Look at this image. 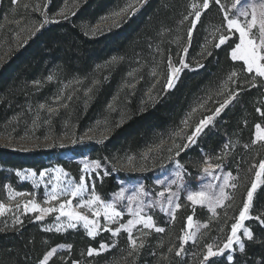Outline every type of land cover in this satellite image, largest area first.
Returning a JSON list of instances; mask_svg holds the SVG:
<instances>
[{
    "label": "trees",
    "instance_id": "obj_1",
    "mask_svg": "<svg viewBox=\"0 0 264 264\" xmlns=\"http://www.w3.org/2000/svg\"><path fill=\"white\" fill-rule=\"evenodd\" d=\"M45 0H41L44 2ZM64 0H49L47 13L59 8ZM125 0H79L70 18L56 24H50L39 30L23 46L18 49L0 50V128L23 109L34 106L39 101H46L50 86L39 90L33 86L44 79L49 72L55 71L60 78L77 76L92 79L96 68L105 60L120 58L121 60L108 71L107 78L98 85L89 86L86 96L77 94L72 98L61 113L71 112L83 119L89 117H103L107 104L116 97L117 84L124 71L133 67L140 59L149 64L151 56L156 50L162 61L166 62L173 56L176 47L160 45L161 39L171 36L174 30L181 31L182 40L187 36L189 22L183 21L188 12L189 0H145L144 4L134 13L127 15L115 27L97 35H87L80 27V23H96L101 17L109 15L122 7ZM21 4L22 0H18ZM14 6L12 0L0 1V47L12 45V39L6 31L4 15ZM216 10L218 18L222 19L219 5L212 2L209 8ZM189 14V13H187ZM183 21V22H182ZM203 21L195 28L192 36V50L200 43L198 33ZM9 37V38H8ZM237 39V38H236ZM236 39L227 40L220 47L211 50L210 55L196 57L202 60V67L185 69L178 82L170 91L159 95L157 101L144 105L133 97L123 104V115L112 124V132L98 151L106 149L128 152L144 149L149 145L159 143L162 139L171 137L173 131L180 128L185 113L192 111L195 121L215 111L227 97L237 93L235 101L226 106L215 123V128L209 127L197 144L188 149L182 157L199 156L201 152L217 155L225 145L236 142L237 149L234 156L226 164L234 176L237 186L232 190L231 199L227 204L229 220L225 223L224 236L230 224L235 220L243 205L247 189L253 180L256 165L263 154L247 152L245 145L252 139L253 123L259 120L252 105L251 94L254 88L245 81L244 84H228V91L223 92L222 82L233 71L240 69L242 63L232 60L230 49ZM156 48L152 50V47ZM1 49V48H0ZM169 56V57H168ZM259 84H261V81ZM46 87V86H44ZM260 87V86H259ZM259 89L262 90L260 87ZM260 94V93H259ZM79 96V97H78ZM82 97V98H81ZM201 105H203L201 107ZM193 109H196L193 112ZM76 113V114H75ZM83 120V121H84ZM79 123V122H78ZM88 120L80 124L81 129L89 126ZM96 145L85 144L69 149L74 157L89 155L97 158ZM60 151L36 149L33 151L13 150L0 145V183L8 181L18 189L28 186L26 183L17 184L14 170L33 168L36 171L61 165L71 170L67 162L57 154ZM99 155V154H98ZM240 156V157H239ZM251 169V170H250ZM3 177V178H2ZM122 178V176H120ZM99 190L103 197L117 188L116 177L112 174L104 177ZM192 212L178 210L175 219L169 224L162 215L157 225L165 227L164 231L155 233L160 236L161 256L154 255L150 248L141 251L138 259L131 260V264H201L204 258V240L188 244L179 256L176 249H169L170 241L179 235L184 226L185 219ZM223 217V216H221ZM260 217V219H257ZM264 185L255 193L251 218L246 225L252 233V239H244V250H237L229 261L227 256L210 258V264H264ZM179 227H178V226ZM173 232L175 238H167L166 233ZM122 236L123 244L127 243ZM110 234L103 232L96 237H89L82 229H70L65 232H56L44 228V223L35 220L33 216L26 215L19 225L0 227V264H40L45 253L57 246L63 248L53 255L47 264H115L119 257H113L114 249L89 256L88 248L99 250L100 244L108 243ZM121 245V244H120ZM175 245H178L176 241ZM174 245V246H175ZM70 246V247H69ZM201 250V252H200ZM113 251V252H111ZM126 264H130L126 262Z\"/></svg>",
    "mask_w": 264,
    "mask_h": 264
},
{
    "label": "rangeland",
    "instance_id": "obj_2",
    "mask_svg": "<svg viewBox=\"0 0 264 264\" xmlns=\"http://www.w3.org/2000/svg\"><path fill=\"white\" fill-rule=\"evenodd\" d=\"M78 1L79 0H64L57 10L52 13H47L49 0H45L44 2H41V0H22L21 4H17L18 2L14 4L12 0L14 6L8 13L3 14V24L5 26H9V30L7 29L6 34L10 36V39H12V45H5L4 48L3 42L0 50L18 49L42 28L70 18L74 11V7L77 6ZM144 1L145 0H125L122 7H120V9L117 11L101 17L96 23L82 22L80 23V27L84 33L90 36L107 31L118 25L127 15L134 13L131 12L130 9L128 11L121 12L122 9H126L129 5H131L135 7L137 11L144 4ZM212 2L215 3V0H209V7L211 6ZM220 2L221 5H223L224 8L229 11L230 18L236 14V10L231 8L234 0H220ZM254 2H257V0H241V3L238 5V7ZM193 3L202 5L203 0H189L187 13L193 11L191 8ZM61 13L64 15H61ZM115 13H120V15H114ZM187 13L183 16V21L189 22V18L191 19L188 25L189 29L192 27L191 21L195 19V16L194 14L189 15ZM221 14L222 19L224 20L223 12H221ZM64 16H67V18H64ZM186 16H188L187 20L184 19ZM250 18L251 17L249 16L247 19ZM45 19L49 21L47 24H43ZM238 19L243 22L245 17L239 16ZM201 20L203 23L198 30L200 43L197 47H195L193 53H190V50L193 49L191 43L196 27L193 29L191 37H189L187 31V36L184 40H182L183 33H181L179 30H174L172 35L165 39H159L161 41L160 45L169 44L173 47H176L174 55L171 56L173 66L180 67L182 70L174 79V86L178 82L183 70L198 68L197 65H200L202 60L197 59L196 57L209 55L211 50L216 48L215 44L219 43V36L221 34L228 36V40H234L237 38L233 48L237 43H239V33L236 32L235 29L228 30L226 21L224 20V22H222L218 18L216 10L213 7L202 12L201 18L197 22V25ZM41 24H43V27H41ZM255 31L256 30H254V32ZM155 48L156 46L152 47L151 49L154 50ZM185 48H188L187 53L184 52ZM232 49L229 51V56L231 59ZM156 54H159L157 50L152 54L149 64L145 65L142 59H139L133 67H128L125 69L117 84V95L107 104L106 110L104 111L106 114L102 118L96 116L89 117L88 119L84 120L82 116L77 117L76 115H72L73 113L71 112L61 113V110L65 108L66 104L72 98L77 96L78 93H80L82 96L88 95L90 87L83 86L84 83L90 82L88 85L91 87L98 85L101 80H105L107 78L108 71L111 70L117 61L121 60L120 58H116L115 61L113 58H111L99 64L95 73L91 76L92 79L81 78L77 76L60 78L57 76L55 71H52L49 72V74H47L43 80L33 83V86H39V90H43L44 88H47V86H50V91L46 97L47 100L43 102L39 101L34 106L28 105L27 108L23 109V112L15 115V117H13L11 120H8V122H5L1 126L2 128H0V145L13 150L21 151H33L36 149L60 151L57 154L61 159L67 162V165L69 168H71V170H68L57 164L39 171H36L33 168L14 170L13 173L16 177L17 184L26 183L28 186H25L20 190L18 189V186H14L10 182L2 180L0 183V203L5 205V209L3 213L0 214V227H12L19 225L26 215L33 216L35 220H37V216H43V219L37 221L43 222L44 228L46 229L56 231V227L59 224L63 225L62 230L59 232L80 228L87 234V230L83 227L82 222L78 223L75 228H68L66 226L67 217L60 216L59 211L45 214L39 209L35 211H26L25 209V205H27L29 209L32 207V204L29 203V201L38 204L40 209L59 207L58 201L49 200L47 193H50L52 191V186L56 184V176L58 174L57 169H63V172L67 173V176H61V179L64 182L71 180L75 183H78L79 177L81 175L85 176L86 189L82 193L83 199L87 200L90 197L92 186L94 185L96 193L99 194L103 200L115 203L117 210L122 212V216L119 218V222L108 225V227L113 229L119 227L120 223L126 224L129 219H133L131 214L128 212V205L130 201L127 199V197L132 195L137 189L141 187L143 188L145 194L143 195L142 200L144 204V211L142 214L151 215L153 217L154 227L150 229L144 228L143 224H138L133 227V237L136 239L138 245H140L142 242V247H138L137 250L133 251L129 244L128 233L124 230H121V232L116 236H113L111 232L104 230L103 227L97 230L96 236L103 232H108L110 234V239L108 241L109 244L105 243L108 245V247L104 251L111 248L114 249L113 251H115V256L113 257H119L118 260L120 261L119 263L115 264H126V262L131 264L129 261L135 259L137 260L141 251L145 248H150V252L152 254H159L161 256V250H159L161 248V243L158 239L162 235V232H157L155 229H165V227L157 225L156 221H158L159 216L162 215L166 221L169 220V224L173 222L175 219V214L173 218L171 209L175 207L176 203L180 204V207L176 209V211L190 210L192 213L186 217L184 226L176 238L173 232L166 233V235L168 234L167 238H170V240L175 238L174 241H170V244L173 242L174 244L169 245L168 251L174 248L176 251H180L181 254L184 252L183 249L186 245L195 243L200 239L204 240L203 254L205 252L206 244H212L214 250L217 247L223 246V244L227 241V236L231 232V224L235 222L234 220L230 224L229 229L224 236V225L227 220H229L230 214L227 212L226 208L229 200L231 199L233 188L230 186L225 187V192L228 193L230 199L225 201L224 206H217L215 212H213V210H211L207 204L193 205L191 201L187 200V194L189 191L200 190L209 183H212L214 190L218 191V185L223 183V177L228 173H231V171L227 169L226 164L231 166L229 160L233 158L235 153L234 150L237 149L236 142L233 143V146L228 144L229 148L227 150L224 146L218 151L217 155L214 156L210 152L207 153L204 151L201 152V155L195 157L191 155L182 157L181 155L191 147L195 146L197 141L204 136L205 131L209 127L215 126L216 121L219 119V116L224 109L219 115L214 117L210 124L204 127V130L198 135V137H196V143L192 144L186 150L180 151L179 148H174L173 145L178 144L182 148L183 144L188 143L187 136L191 135L192 131L195 130L196 125L204 117L198 118L195 121V119L192 117V111L185 113L180 128L174 130L171 137L164 138L159 143L149 145L144 149L140 148L132 152H128L127 149L122 152L111 149H106L105 151L100 152L98 151L103 147V144H105L109 138L112 132V124L115 122V120H117V118H120L123 115L124 103L129 102L133 97L141 105H144L145 103H153L157 101L159 95H162L165 91H170L174 88V86L170 89L166 88L169 58L166 62H164L162 61L161 56H156ZM181 57L185 59V63L188 65L187 68H183L180 65L179 61ZM234 61L242 63L244 67L240 68L239 70H235L236 76H234L232 80L228 79L229 76L224 78L222 82L223 92L228 91V84H244L245 81H247V83L255 89L254 93L250 96L252 99V105L257 116L259 117V120L253 123L252 139L249 146L245 150H248L247 152L249 153L258 152L259 154L264 155V142L258 141L256 144L252 143L256 134L255 125L259 123L261 127L264 128V116L256 111L257 108H260L261 111L264 112V77L257 76L255 70L249 73L246 70V65L242 60ZM1 62L2 58H0V64ZM49 76H51L52 79H48ZM258 80L261 81V84H259ZM259 86L262 88V90L259 89ZM236 98L237 95L233 100L230 101V103L232 101L234 102ZM230 103L228 105H230ZM41 105H44V107L41 108ZM49 109H54V111L50 112ZM208 115H212V113L205 116ZM186 119L188 120L187 126H185L183 123ZM86 120L90 122L88 123L89 126L81 129V122L85 123ZM178 130H183L184 135L175 136L174 134ZM89 137H91V139H89ZM162 141L163 149L161 150L160 148H157V146L161 145ZM85 144L96 145V148H98L96 156L99 157L91 158L89 155L74 157L71 154L73 152L69 151V149ZM168 148H172L173 150L169 152ZM177 151H180V155L178 157L176 156ZM225 151H227V155L224 154ZM169 156L173 157L171 161L169 160ZM218 156L221 157V159L217 160L216 157ZM129 157L133 158L131 163H129ZM206 157L210 158V162L221 165L219 169L214 171V176H208L201 171V169L204 167V160ZM261 159H264V157ZM93 161L100 162V167L98 169L91 166ZM177 163L184 166V170L182 172L184 178L183 181H180L178 185L171 183L173 179H176L175 172L177 170ZM85 164L89 165L87 170H85ZM258 164L259 162L256 165ZM29 170H31L32 173H35V175H31ZM41 171L46 173L45 176L41 177L39 175ZM112 174L116 177L117 188L105 198L99 190H102L101 184L104 177ZM120 176H122V178ZM231 177L232 179H230L229 185L234 181V176L232 173ZM253 179H255V173ZM157 181H160V183H157ZM167 188H170L172 192L177 193V198H174L172 204H169L167 199L168 192L165 191ZM121 189L124 190L123 199L118 198L116 195ZM258 189L259 187L257 190ZM161 192H164L163 196L158 195V193ZM246 196L247 192L245 194L244 200L246 199ZM65 199L73 200L71 205L73 209H75L76 205L80 203L79 198L64 196L60 197L61 201ZM131 203L132 206L135 207V202ZM252 207L249 211V218L243 222V227L248 228L246 222L251 218ZM162 208L165 210L162 211ZM86 214L89 215L90 219L93 218L90 212H87ZM238 215L239 212L236 217H238ZM189 216L192 217L191 222H189L187 219ZM57 217H60V219L57 220ZM98 219L101 226H103L105 223L103 215H101ZM17 220H19V222H17ZM189 223H191V227H189ZM189 232H195V238L184 242L183 249L181 250L180 238ZM155 233H160L161 235L156 236L154 235ZM237 234L240 236L242 243L244 239H248L243 235V228H241ZM122 236L126 237L125 239L127 240V243L125 245L122 243ZM176 241H178V245H175ZM55 249L56 251L53 255L57 254L60 249L63 248L57 246ZM237 250H240V247L238 244L234 243L232 248L226 249L225 253L222 255H225L228 258L229 255L232 256ZM104 251L98 250V253ZM130 252L131 255H129ZM95 254L97 253H94L93 255Z\"/></svg>",
    "mask_w": 264,
    "mask_h": 264
},
{
    "label": "snow or ice",
    "instance_id": "obj_3",
    "mask_svg": "<svg viewBox=\"0 0 264 264\" xmlns=\"http://www.w3.org/2000/svg\"><path fill=\"white\" fill-rule=\"evenodd\" d=\"M16 2L17 0H13L14 4ZM215 3L217 5H220V10L221 12H223L224 20L226 21L227 24V29L228 30L235 29V31L239 33V43H237L235 47L231 50L232 59L242 60L246 65V70L249 73L255 70L257 76L264 77V0H257V2L247 4L241 7H238V5H240L241 3V0H234V3L231 5V8L236 10V14L231 16V18L229 16V11L225 9L223 5H221L220 0H215ZM191 8L193 11L190 12L189 15L194 14L195 19L191 21L192 27L188 29L189 37H191L193 29L196 27L197 22L200 20L202 12L209 8V0H203L202 5L193 3L191 5ZM129 9L131 10V12L136 11L135 7L129 5L128 8L122 9L121 12L128 11ZM61 15L64 14L61 13ZM114 15H120V13H115ZM239 16L245 17V20L242 22L240 19H238ZM249 16L251 18L247 19ZM64 18H67V16H64ZM184 19L187 20L188 16H186ZM48 22L49 21L45 19L43 21V24H47ZM43 24H41V27H43ZM254 30L256 31L254 32ZM227 40H228V36L221 34L219 36V43H216L215 47L217 48L220 47ZM184 52L187 53L188 48H185ZM115 59L116 58H113L114 61ZM179 63L183 68L188 67L183 57L180 58ZM197 67H202V65H197ZM181 70L182 69L180 67L173 66L172 58L169 57L166 88L170 89L174 86V79L177 77L178 73H180ZM234 76H236L235 71H233L229 75L228 79L232 80ZM48 79H52V77L49 76ZM236 95L237 93L235 92L232 93L228 97V99H225L224 102L215 109V112L212 113V115L204 116L196 125L195 130L192 131L191 135L187 136L188 143L183 144L182 148L178 144H174L173 147L179 148L180 151H183L188 149L192 144L196 143V137H198V135L204 130V127L210 124L213 121L214 117L219 115L220 112L230 103V101L236 97ZM202 106L203 105H201V107ZM40 107L43 108L44 105H41ZM49 111L52 112L54 111V109H49ZM195 111L196 109H193V112ZM256 111L261 113L262 116H264V112H262L260 108H257ZM183 123L185 124V126H187L188 120L186 119ZM255 128H256V134H255V139L252 141V143L256 144L258 141L264 142V128H262L259 123L255 125ZM174 135L183 136L184 135L183 130H178ZM89 139H91V137H89ZM245 147H248V145H245ZM157 148H160L161 150L163 149V141L161 142V145L157 146ZM228 148L229 145H225V149L227 150ZM172 150H173L172 148H168L169 152H171ZM180 151L176 152L177 157L180 155ZM224 154L227 155V151H225ZM132 159H133L132 157L128 158L129 163L132 162ZM172 159L173 157L169 156V160L171 161ZM216 159L219 160L221 159V157L218 156L216 157ZM91 166L98 169L100 167V162L93 161ZM176 167H177V170L175 172L176 179H173L171 183L178 185L179 182L183 181L184 178L182 175L184 166L177 163ZM220 167H221L220 164L218 163L214 164L210 162V158L206 157L204 160V167L201 169V171L202 173L208 176H214V171L216 169H219ZM252 167L255 169V179L252 180L251 187L247 189V196L246 199L243 201V206L239 211L238 217H236L235 222L231 224V232L227 236V241L223 244L222 247H217L215 250L213 249L212 244L210 243L206 244L204 258L201 261V264H210V258L224 254L225 250L231 249L234 243L238 244L240 250L243 251L244 244L241 242V238L237 234L241 228H243V235L248 239H252L251 231L248 228L243 227V222L249 218V211L252 207L253 196L255 191L257 190L258 187L264 185V159H261L258 165H253ZM88 168L89 165L85 164V170H87ZM29 173L31 175H35V173H32L31 170H29ZM57 173L58 174L56 176V184L52 186V191L50 193H47V196L49 200L58 201L59 207L40 209V206L38 204L29 201V203L32 204V207L29 209L27 205H25L26 211H35L39 209L41 212L45 214L49 212L59 211L60 216L67 217L66 226L68 228H75L78 223L82 222L83 227L87 230V235L89 237H95L97 235V230L100 229L101 227H103L104 230L111 232L113 236L118 235L121 232V230H124L128 233L129 244L133 251L137 250L138 247L143 246L142 242L140 245L137 244L136 239L133 237L132 229L135 225L138 224H143L144 228L150 229L154 227V221L151 215L142 214L144 211V204L142 200H143V195L145 194L142 187L137 189L132 195L127 197V199L130 201L128 205V212L131 214L133 219H129L126 224L120 223L119 227L113 229L111 227H108V225L111 223L119 222V218L122 216V212L117 210L115 203L103 200L101 196L96 193L94 185L92 186L90 197L87 200L83 199L82 193L86 189L85 176L81 175L79 177L78 183H75L71 180L64 182L61 179V176H67V173L63 172V169H57ZM45 174L46 173L44 171H41L39 173L41 177L45 176ZM230 179H232L231 173L225 175L223 177V183L218 185V191L214 190L212 183L205 185L200 190L189 191L187 194V200L191 201L193 205L207 204L209 208L213 210V212H215L217 206H224L225 201L230 199L228 193L225 192V187L230 186L231 188L235 189L237 186L235 183L229 185ZM157 183H160V181H157ZM165 191L168 192L167 199L169 204H172L174 198H177V193L172 192L170 188L165 189ZM116 195L118 198L123 199L124 190L121 189L120 192L117 193ZM158 195L163 196L164 192L158 193ZM61 196L79 198L80 203L76 205L75 209H73L71 207L73 200L65 199L61 201L60 200ZM131 202H135V207L132 206ZM179 207L180 204L176 203L175 207L171 209L173 218L176 209H178ZM4 209H5V205L3 203H0V214L3 213ZM161 210L164 211L165 209L162 208ZM87 212H90L93 218L90 219L89 215L86 214ZM101 215H103V219L105 222L103 226H101L100 221L98 219ZM36 219L41 220L43 219V216H37ZM59 219L60 217H57V220ZM187 219L189 222L192 221L191 216H189ZM257 219H260V217H257ZM17 222H19V220H17ZM62 227L63 225L58 224L56 227V231L58 232L61 231ZM189 227H191V223H189ZM155 230L157 232L164 231L163 228H156ZM194 238H195V232H189L184 236H182L180 238L181 250L183 249L184 242H187L188 240ZM107 247L108 245L102 242L100 244L99 251H104ZM55 251L56 249L53 248L47 253H45L43 259L40 261V264H47L50 257L53 256ZM94 253L98 254V250L89 247L88 255L92 256ZM129 255H131V252L129 253ZM176 255L179 256L180 251H177ZM232 259H233L232 256L229 255L228 260L231 261ZM72 264H78V262L73 261Z\"/></svg>",
    "mask_w": 264,
    "mask_h": 264
}]
</instances>
